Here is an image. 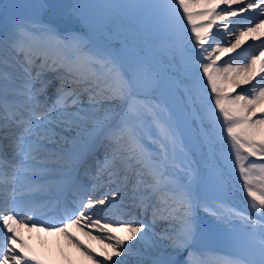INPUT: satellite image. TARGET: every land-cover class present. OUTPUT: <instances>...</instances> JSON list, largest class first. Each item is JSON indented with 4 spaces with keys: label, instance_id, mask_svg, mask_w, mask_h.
I'll return each mask as SVG.
<instances>
[{
    "label": "snow or ice",
    "instance_id": "snow-or-ice-1",
    "mask_svg": "<svg viewBox=\"0 0 264 264\" xmlns=\"http://www.w3.org/2000/svg\"><path fill=\"white\" fill-rule=\"evenodd\" d=\"M17 7L0 3V132L6 131L11 153L0 142V197L7 195L12 201L9 207L0 206V264H43L19 235L20 228L38 225L64 233L96 264L93 253L68 228L81 221L86 222L82 227L95 228L106 218L98 214L97 206L117 214L126 201L151 212L152 221L109 219L101 226L110 234L101 256L122 264L119 258L141 245L152 255L151 264H195L199 227L195 209L200 201L192 185L197 170L178 161L186 155V121L182 123L168 100L179 82L161 60L145 58L142 48L131 52L128 39L96 44L83 16L77 15L76 22L84 26L68 30L50 18V5L40 3V14L29 17L13 14ZM74 7L78 12L81 6ZM142 7L173 41L168 53L173 61L177 57L183 61L189 53L198 57L194 67L210 89L207 110L196 114L201 122L207 121L201 135L209 144L218 135L230 146L249 206L258 213V219L241 216L252 229L251 239L241 243L233 236L242 250L221 264H264V163L249 161L264 159V59L255 70L257 59L264 57V40L258 47L249 46L254 51L247 62L229 58L222 69L217 66L245 35L258 39L255 34L264 28V0H153ZM229 17L240 19L228 21ZM230 24L241 30L231 47L224 48L226 41L212 30L215 26L227 33ZM110 27L104 26L109 35ZM215 53L220 55L213 58ZM183 67L191 78L193 65L185 62ZM241 85L250 86L237 93ZM97 144L105 148L102 159L93 152ZM90 158L94 169L84 171L96 182L93 191L102 190L99 198L89 195L78 175L72 176ZM57 174L69 178L80 195L60 221L49 222L39 217L34 202L16 200V185L44 192L49 190L44 182ZM159 222L167 226L156 233ZM85 235L98 239L90 232ZM180 252H186L187 259H175Z\"/></svg>",
    "mask_w": 264,
    "mask_h": 264
},
{
    "label": "rangeland",
    "instance_id": "rangeland-1",
    "mask_svg": "<svg viewBox=\"0 0 264 264\" xmlns=\"http://www.w3.org/2000/svg\"><path fill=\"white\" fill-rule=\"evenodd\" d=\"M63 1L75 18H77V15L84 17L96 44H118L120 40L128 39L131 52L134 53L141 49L140 47H144V56L151 57L149 59L161 60L168 67L173 79L179 82L173 93L168 96V100L173 110L181 118L182 123L186 121V123H183L185 144L187 145L186 155L181 154L178 161L182 165L191 164L192 168L197 170V179L192 185L197 199L200 201L199 206L195 209V217L199 225L196 255L194 257L195 264H199L201 259L206 260L207 264H221L224 259L237 255L242 249L237 243L233 242L232 237L238 236L241 243H243L251 239L248 234L252 231L241 216H252L254 219L259 217L258 213L249 206L250 198L243 187L244 182L235 165L230 146L220 140L218 135L213 138L211 144L206 142L201 135V129L207 128V121L201 122L196 114L199 113L202 116L207 110L210 89L207 88L206 78L203 77L202 72L194 67L195 60L198 57H194L192 53H189L183 61L179 57L174 61L172 60L168 53L173 41L163 25L152 16L151 11L142 7V5L152 3L153 0ZM0 3L18 5L17 8L12 10L13 14L20 17H29L40 14L41 10L38 5L40 3L48 5L49 0H0ZM76 5L81 6L78 12L74 7ZM57 22L60 24L59 21ZM108 24L111 26V35L104 31V26ZM79 26H84V24H79ZM2 27L3 23L0 22V29ZM66 28L68 29L70 26L67 25ZM231 30L232 33H239L241 29L239 27L233 29L231 25ZM263 31L264 28L259 33ZM146 35L147 38H150V41L155 39L153 41L154 45L144 43ZM195 51L198 52L199 50L196 49ZM261 51H264V49H261ZM252 54L253 51L250 49L245 53L247 57ZM259 54V51H255V55L258 56ZM185 62L193 65L191 78L184 71L183 64ZM49 75L51 76V74ZM241 91L236 89L237 93ZM208 92L209 94L202 97L204 93ZM197 97L198 99H196ZM193 117H195V121ZM154 133V129L149 130V134L154 135ZM96 147L94 153L102 159L105 148L99 144ZM249 161L264 163V159L260 157H249ZM249 161H245V163L247 164ZM89 162L92 163L91 167L94 169L95 161L90 158ZM90 183L91 181L88 184ZM103 191H107V188H104ZM220 213H224V216ZM237 213L240 215H237ZM104 214L107 216L117 215L112 212L101 211V215ZM132 216L137 217V221L144 218L137 211ZM226 216H233V221H229ZM100 222L102 224L108 223L102 219ZM146 223H151V221ZM159 223L161 226L155 225L154 228L156 233H160L167 226L164 222ZM256 236L258 238V229ZM207 237L208 241H206ZM126 257L137 260L142 264H151L153 258L149 256L131 257L128 255ZM174 258L187 259V253H177Z\"/></svg>",
    "mask_w": 264,
    "mask_h": 264
},
{
    "label": "bare ground",
    "instance_id": "bare-ground-1",
    "mask_svg": "<svg viewBox=\"0 0 264 264\" xmlns=\"http://www.w3.org/2000/svg\"><path fill=\"white\" fill-rule=\"evenodd\" d=\"M60 10H56L55 12H51L49 15L51 16H57L60 15L61 17L59 18L61 21L67 22L68 24H72V19L67 18V16L62 12L60 5L57 6ZM58 13V14H57ZM242 15H247L242 14ZM240 19V17L232 18L229 17L228 21H235ZM226 21H220L218 23L223 24ZM213 32H219L221 35L219 38L223 41H226L225 43L221 44V47L228 48L231 47V44L235 42V35H238L239 33H232L231 30V24L229 25V29L227 30V33H232V34H227L223 28L217 29L215 26L213 27ZM258 36V39L254 41L253 35H245L242 38V42L238 48H236L233 52L230 53H225L220 57V60L217 61V66L220 67L221 69L223 68V62L229 60V58H233L236 63L243 64L247 62L249 57L245 55L247 50H252L254 51L253 48H250V45L255 44L257 47L259 46V43L261 40H264V31L261 33L255 34ZM239 54V55H238ZM216 55H220L219 53H215L214 57ZM260 54L258 55V57ZM261 59H264V57H261L260 59H257L256 65H255V70H259V66L261 63ZM236 63L233 64V67L236 66ZM250 85H241L240 88H237L239 90H243L248 88ZM259 115V113L257 114ZM84 165L79 167L78 170L76 171L75 175H72L73 177H76L77 174L83 169ZM46 182V181H45ZM44 182V183H45ZM50 183V182H46ZM66 187L64 189L57 188V190L50 194L47 193L48 197L47 198H34V195H19L21 194L20 191L22 188H24L25 185H21L20 187L17 185L16 186V194L17 196V201L20 200H25V201H30L34 202L36 205H40L43 201H51V199H56L53 198L57 195L58 191L61 193H65L69 198L74 199L75 197H78L80 193H74L75 189L72 187L71 181L68 180L67 182H63ZM60 185V184H58ZM11 192V191H8ZM99 192H94V197L99 198L98 195ZM100 194V193H99ZM7 197V195H5ZM2 200V198H1ZM48 201V202H49ZM128 204L127 209L123 210L121 215L119 217H106L105 219L109 221V219H121V220H127V219H132L130 217V214L133 210L137 209L133 207L129 202H125ZM11 205V204H10ZM10 205L4 203H0V206L2 207H9ZM58 209H64L65 211V206L64 204L60 201L58 205ZM140 210V209H139ZM98 214L100 215L99 209H97ZM65 212L63 213L64 216ZM145 217L143 221H152V215L151 212L149 213H144ZM101 216V215H100ZM95 219V217H94ZM159 226H161L160 223H157ZM82 225H85V221H81L80 224L78 225H70L68 228V232L71 234L72 237H75L79 241L83 243V245L89 249L90 252L93 253L94 259L96 261V264H112L111 261L106 260L104 256H101L100 253L104 251V244L110 243V241L107 239V237L110 235L106 231H103L101 229V224L96 226L95 228L91 226H85L82 227ZM85 232H90L91 236H96L98 239H91L89 235H85ZM19 235L23 238V241L25 244L28 246V248L31 251V254L35 255L39 260L43 261V264H94L93 258H90L88 253L84 252L83 249L77 246V244L74 242V240L70 239L68 236H66L64 233H50L49 231H43V232H31L30 230H26L24 228L19 229ZM120 235H125V233L121 232ZM103 240V243L101 242ZM135 244V241L131 242ZM87 255V256H86ZM128 256H149L152 257L148 252H146L141 245H136V247L133 249L130 255ZM113 259H117L116 257H113ZM122 261V264L126 262V264H142L141 262L134 260V259H128L126 256H121L119 258Z\"/></svg>",
    "mask_w": 264,
    "mask_h": 264
}]
</instances>
